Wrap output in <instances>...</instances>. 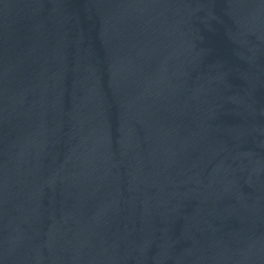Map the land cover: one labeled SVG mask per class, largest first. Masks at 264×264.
Wrapping results in <instances>:
<instances>
[{
    "label": "water",
    "instance_id": "95a60500",
    "mask_svg": "<svg viewBox=\"0 0 264 264\" xmlns=\"http://www.w3.org/2000/svg\"><path fill=\"white\" fill-rule=\"evenodd\" d=\"M0 264H264V0H0Z\"/></svg>",
    "mask_w": 264,
    "mask_h": 264
}]
</instances>
